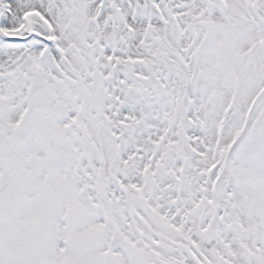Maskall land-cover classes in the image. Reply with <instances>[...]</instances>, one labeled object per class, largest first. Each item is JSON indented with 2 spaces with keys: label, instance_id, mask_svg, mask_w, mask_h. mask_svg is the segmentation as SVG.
<instances>
[{
  "label": "snow or ice",
  "instance_id": "6c2138e0",
  "mask_svg": "<svg viewBox=\"0 0 264 264\" xmlns=\"http://www.w3.org/2000/svg\"><path fill=\"white\" fill-rule=\"evenodd\" d=\"M0 264H264V0H0Z\"/></svg>",
  "mask_w": 264,
  "mask_h": 264
}]
</instances>
